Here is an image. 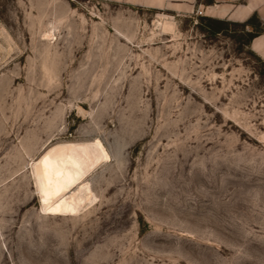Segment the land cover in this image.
I'll return each instance as SVG.
<instances>
[{
  "label": "rangeland",
  "instance_id": "1",
  "mask_svg": "<svg viewBox=\"0 0 264 264\" xmlns=\"http://www.w3.org/2000/svg\"><path fill=\"white\" fill-rule=\"evenodd\" d=\"M172 8L0 0V264H264V65ZM90 142L91 202L45 210L37 164Z\"/></svg>",
  "mask_w": 264,
  "mask_h": 264
},
{
  "label": "bare ground",
  "instance_id": "2",
  "mask_svg": "<svg viewBox=\"0 0 264 264\" xmlns=\"http://www.w3.org/2000/svg\"><path fill=\"white\" fill-rule=\"evenodd\" d=\"M96 143L53 147L36 167V179L45 210L79 211L93 197L85 175L103 161Z\"/></svg>",
  "mask_w": 264,
  "mask_h": 264
},
{
  "label": "crops",
  "instance_id": "3",
  "mask_svg": "<svg viewBox=\"0 0 264 264\" xmlns=\"http://www.w3.org/2000/svg\"><path fill=\"white\" fill-rule=\"evenodd\" d=\"M131 5L168 4L179 13L203 12L207 19L243 24L255 34L248 48L264 65V0H120ZM152 7V6H149ZM251 28V29H250Z\"/></svg>",
  "mask_w": 264,
  "mask_h": 264
},
{
  "label": "built area",
  "instance_id": "4",
  "mask_svg": "<svg viewBox=\"0 0 264 264\" xmlns=\"http://www.w3.org/2000/svg\"><path fill=\"white\" fill-rule=\"evenodd\" d=\"M197 14H198V15H203V12L200 11V10H198V11H197Z\"/></svg>",
  "mask_w": 264,
  "mask_h": 264
},
{
  "label": "trees",
  "instance_id": "5",
  "mask_svg": "<svg viewBox=\"0 0 264 264\" xmlns=\"http://www.w3.org/2000/svg\"><path fill=\"white\" fill-rule=\"evenodd\" d=\"M209 20H211V19H209ZM252 34V36H251V38L255 35V34H253V33H251Z\"/></svg>",
  "mask_w": 264,
  "mask_h": 264
}]
</instances>
